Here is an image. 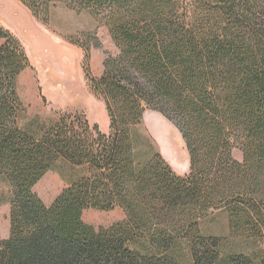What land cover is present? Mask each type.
I'll list each match as a JSON object with an SVG mask.
<instances>
[{
	"label": "trees",
	"instance_id": "obj_1",
	"mask_svg": "<svg viewBox=\"0 0 264 264\" xmlns=\"http://www.w3.org/2000/svg\"><path fill=\"white\" fill-rule=\"evenodd\" d=\"M21 1L45 24L57 3L89 12L119 52L94 76L102 43L77 40L109 132L64 114L36 135L19 92L30 58L0 24V180L11 193L0 264H264L263 250L235 245L264 241V0ZM149 109L179 129L189 174L137 132ZM62 159L87 171L47 205L35 187ZM116 208L125 218L109 227L83 219ZM219 210L225 238L201 227Z\"/></svg>",
	"mask_w": 264,
	"mask_h": 264
},
{
	"label": "rangeland",
	"instance_id": "obj_2",
	"mask_svg": "<svg viewBox=\"0 0 264 264\" xmlns=\"http://www.w3.org/2000/svg\"><path fill=\"white\" fill-rule=\"evenodd\" d=\"M0 24L12 31L24 44L30 58V67L19 79V92L28 108L22 124L39 135L57 122L64 114H82L90 123L99 124L109 132L110 120L105 101L95 94L86 74L85 50L77 40L85 33H95L101 48H92L91 71L101 76L107 53L116 55V47L106 26L99 25L87 11H76L64 3L52 6L50 20L43 23L34 17L21 0H0ZM3 41V40H2ZM3 43V42H2ZM56 80L54 81V79ZM75 93L61 94L60 89L73 88ZM137 132L152 136L158 149L173 169L185 176L190 172V159L179 129L160 112L148 110ZM241 158L237 151L235 154ZM86 167L76 166L62 159L49 172L35 190L47 205H51L61 191L86 172ZM10 188L0 180V239L10 233ZM125 218L122 209L111 211L87 209L83 213L86 223L109 227ZM205 234L228 237V218L225 211H215L201 223ZM239 249L264 251V241L259 248L254 243L235 242Z\"/></svg>",
	"mask_w": 264,
	"mask_h": 264
},
{
	"label": "bare ground",
	"instance_id": "obj_3",
	"mask_svg": "<svg viewBox=\"0 0 264 264\" xmlns=\"http://www.w3.org/2000/svg\"><path fill=\"white\" fill-rule=\"evenodd\" d=\"M56 80V78L54 79V81ZM71 87H73V88H65L64 87V90H63V87H62V89H60V93L61 94H63V92L64 93H68L69 95H73L74 93H75V90H74V86H71Z\"/></svg>",
	"mask_w": 264,
	"mask_h": 264
},
{
	"label": "crops",
	"instance_id": "obj_4",
	"mask_svg": "<svg viewBox=\"0 0 264 264\" xmlns=\"http://www.w3.org/2000/svg\"><path fill=\"white\" fill-rule=\"evenodd\" d=\"M2 42H3L2 39H0V45L2 44ZM50 172H51V171H50ZM48 174H49V172L46 174V177L48 176ZM49 175H50V174H49ZM50 176H51V178H52L51 180H53L54 177H53L52 175H50ZM44 177H45V176H44Z\"/></svg>",
	"mask_w": 264,
	"mask_h": 264
}]
</instances>
